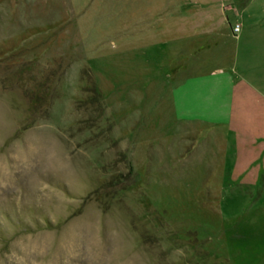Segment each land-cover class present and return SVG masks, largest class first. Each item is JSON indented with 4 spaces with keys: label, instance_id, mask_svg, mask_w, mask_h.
<instances>
[{
    "label": "rangeland",
    "instance_id": "obj_1",
    "mask_svg": "<svg viewBox=\"0 0 264 264\" xmlns=\"http://www.w3.org/2000/svg\"><path fill=\"white\" fill-rule=\"evenodd\" d=\"M247 79L264 0H0V264H264Z\"/></svg>",
    "mask_w": 264,
    "mask_h": 264
},
{
    "label": "crops",
    "instance_id": "obj_2",
    "mask_svg": "<svg viewBox=\"0 0 264 264\" xmlns=\"http://www.w3.org/2000/svg\"><path fill=\"white\" fill-rule=\"evenodd\" d=\"M239 24L237 21L234 26ZM241 30L240 24L238 33ZM233 35L238 39V35ZM223 83L233 85L228 77ZM236 91V110L226 118L236 124L238 177L241 184L261 186L264 196V81L242 80Z\"/></svg>",
    "mask_w": 264,
    "mask_h": 264
},
{
    "label": "built area",
    "instance_id": "obj_3",
    "mask_svg": "<svg viewBox=\"0 0 264 264\" xmlns=\"http://www.w3.org/2000/svg\"><path fill=\"white\" fill-rule=\"evenodd\" d=\"M240 30V25H235L234 28H233V33H238Z\"/></svg>",
    "mask_w": 264,
    "mask_h": 264
}]
</instances>
